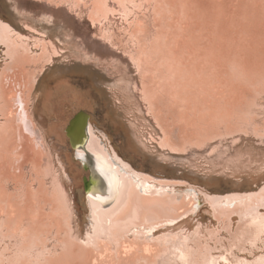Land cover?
<instances>
[{
  "label": "bare ground",
  "instance_id": "bare-ground-1",
  "mask_svg": "<svg viewBox=\"0 0 264 264\" xmlns=\"http://www.w3.org/2000/svg\"><path fill=\"white\" fill-rule=\"evenodd\" d=\"M47 1H48L47 3H49L51 7L52 4L54 5L53 2L56 0H47ZM78 1L83 2L84 0H78ZM177 1H176L177 3L175 2L176 6L174 5L175 7H173L174 9H176V13L179 10L181 5H184V7L187 9V7L185 6L187 5V3L186 4L182 3V0H177ZM184 1H187V0H184ZM194 1H195V4H200L203 7L202 8L200 6V8H202L201 10H199L200 8L198 7L199 9H196L198 10V12H195V13L201 14L203 16V19L207 18L208 21L207 20L205 21L204 27L205 26L207 27L203 29L201 28L203 25L200 24L202 22L200 23L194 22L196 23L197 28L195 24L193 25L191 23L197 29V30H194L193 35L195 32H199L200 29L202 31L207 29L208 30L207 32H215L216 29H218L216 28V25L218 26L217 23L221 24L225 28L226 27L229 28V26L232 25L231 24L232 20L229 18H227L229 20H227L226 18L225 20V19H221L222 17L221 18L219 17L216 25L213 22L211 23L208 19V17L212 15L211 18L214 20L213 18V16L215 15L214 13L215 12L218 13L220 9V12H224L223 15L230 14L229 15L230 18L233 16V18L235 17L234 19L237 20L236 23H235L236 20L235 21L233 20V22L235 23L234 24L235 28L233 29L239 30V31L236 30L234 32L235 34H233L232 32L234 31L233 29H231L232 30L231 31L230 29L225 30L224 28V30L222 29L223 31L220 32L221 34L220 37L224 39V42L225 40L226 41L228 40L230 42L233 41L231 46L233 45L232 47L235 48L237 51L239 46L237 45L238 47L236 48L234 44L240 43L239 41L241 40L243 41L242 38H245L244 36H247V34L249 36V33L251 32L249 31L250 27L248 29V27L246 26L249 24L244 25V23H241V20H243L244 15H246L245 9L248 7H251L252 6L251 4H253V2H251V0H238L237 4H235L236 2L233 1L235 2L234 3L235 5L232 3L231 5L230 4V2H232L231 0H194ZM12 2H13V7L16 10V12L23 14V11H21L18 5V0H12ZM60 2H62V0ZM85 2L87 5L86 7L90 14L89 16L94 21L101 24L100 25V30H101L103 29V25H105V22H106L107 10H116V12L117 10H121L123 12V15H126L128 17L132 13V11L135 10V7L140 6L139 2H141V0H139V2L136 1L132 3L130 2L128 3L125 0H86ZM255 4H257V2ZM75 5H78V4L76 3ZM218 5H220V8ZM256 6H258V4ZM84 8H85V5H84ZM261 8H263L262 5H261ZM217 9L218 11H215ZM64 10H66L65 7H64ZM180 11L181 9L178 12L180 13ZM105 12H106V15H105ZM179 13L178 15H180ZM250 13L248 15H251L250 17H252L253 14H250ZM252 13L254 12L252 11ZM257 13L259 12H256L255 14ZM193 14L189 13L191 17L194 16ZM198 15L196 16L198 17ZM186 17L189 18L188 15H186ZM200 17H199V20H200ZM54 18H55V12H51V13H44L41 19L40 20L38 19V20L43 21V22L48 21L50 23L51 21L54 20ZM181 18H182L181 20H183V17ZM195 19L198 20V18H195ZM190 21L188 22L184 21V22L187 23V25H185L186 28L189 27L190 29H192V25L190 24ZM245 23H248V22L245 21ZM261 24L262 23H260V26ZM27 26L30 29H35L34 26H31L29 23H27ZM218 27H220V25ZM201 30L199 32V35H201ZM134 31L136 32V28L134 29ZM134 31H132V35L130 33L131 37L133 36ZM204 32L205 31L202 32L203 35H205L204 37L202 36L200 38L199 35L198 37L200 40L202 39L201 41H203V38L206 39V36H209L208 43L207 41H204L203 47L204 46L206 48L212 47V51L211 49L210 50L205 49V47L203 48L204 49L203 51L199 50V48L202 49V47L200 46L199 47L196 46L198 47V49H196L194 39L196 40L197 36L195 35H194L195 36L194 39L192 37L189 38L190 40L188 42L190 43L188 46L183 45L182 42L180 43V40L178 39L177 44L180 47H178L176 50H178V52H181L179 50L185 47L186 48L188 47L191 50H197V51H194V54L192 51H191L192 54L189 51V56L196 55L195 57H201L200 55H205L204 54L205 51L206 53L207 51H209V54L211 52L212 55H214V57H216L218 53L221 57L220 52H223V51H219V50L221 48L224 49L223 46L226 47L227 45L226 43H229V42L223 43L221 41L225 45L221 44L223 46L220 49L218 48V46L217 48L215 47L216 51L217 49L219 51V52H216L214 50L215 48H213L214 45L209 46V47H207V45L209 44L210 41L213 44L214 41L212 40L217 39L219 34L216 36L214 34L213 37L215 38L212 39L213 38L211 36L212 33L207 34L206 32L205 33ZM151 33H152V28L149 26L148 34L150 35ZM215 33H218V31H216ZM110 35L108 34L107 38L112 37ZM185 36H183L184 40H185ZM255 36L257 37L258 35H255ZM141 37L143 38V36ZM147 37L149 39V36ZM132 38H136V37L133 36ZM170 38L175 39V38H179V36H176L174 38L170 37ZM109 39L107 41H109ZM219 39L217 40L219 41ZM253 39L254 38H252V40ZM61 40H63V38ZM132 40L133 39H131V42H130L131 44L135 42V41L132 42ZM137 40L135 44H137ZM146 40L147 38L145 39V41ZM200 40H198V42H200ZM245 40L247 41L245 42ZM245 40L244 42L247 43L248 39H245ZM127 41L128 39L126 40V42ZM181 41L183 40L181 39ZM242 41H241V44H242ZM0 42L4 46L3 48H4V56H5L4 62L2 63L1 70H0V214H1L0 232L4 231L6 233L5 235L6 237L8 236L11 238L12 237L16 238L15 243L18 242L19 238H24L25 242L23 244H20V249L22 251H29L33 253L35 256V260H37L40 264H46L47 262L49 264H67L66 262L68 259L73 260L75 264H264V211L261 210L264 206V183L260 186H257V188L255 189L246 188L245 192L238 191L237 193H231L227 195H217V194L211 195L210 193H208V191L204 192V189H200V191L205 195L206 199L209 201L212 207V210H213L212 213L217 218L219 224H221L222 228H224L228 232L229 236L226 237L227 241H225V236H222V231L219 230L218 228L217 229L207 228L206 231L204 232V230L201 228L200 225H198V227L193 232H185V231L180 230L175 233L169 232V233L162 234L156 237L152 235L149 236L148 232L145 230L146 228L148 229V231H151L153 228L157 227L158 225L163 224V223L165 224V222L178 218L182 214L191 210L193 206H190L189 204L191 202L193 203L194 201L193 198L189 197L188 194H186V192L182 194L181 199L178 198L179 194H176L175 192L170 193L167 187L174 186L177 183L179 184V182L176 181V179L171 180L167 178H161L149 172L140 171L135 168L133 169V166L131 164L123 161L124 159H122V157L121 158L119 157L118 151L111 144V142H107V140H104L105 143L103 144V140H102L103 137L97 133L95 127L93 126L91 122L87 130V137L85 139L84 144L78 145L76 150L72 149L73 154L72 155H70L69 153L66 154L67 158L66 160H63L59 155L60 153L56 154V149L53 146L55 143L53 144L51 140L56 137L58 141L63 142L65 144L67 143V138H66L64 129L66 128L65 126H66L67 118L70 115V112L72 111L71 107L68 104V102H71V100L69 98L68 99L60 98L62 96L56 97L55 95L57 93L54 95L53 91L50 88H45L44 89L45 91L43 92L42 97H40L41 98L40 104L37 105L35 102V98H36L35 91H36V88L39 84L41 77L43 76L47 66L53 64L55 60V56L61 52L59 49L58 43L54 39L49 38L48 36L23 35L19 31L17 32L11 26V24L5 22V19H3L1 16H0ZM66 42L67 44H70L74 47L78 55L77 57H79L83 61H89V62L98 61L99 62V58L97 56L91 55L88 51L84 49V47L81 48L75 39L69 38L68 41ZM109 42L112 43L114 41L110 40ZM131 44L130 46H127V45L126 46L127 48L131 47L128 52L129 57H130L129 59L132 61V64L135 65L137 71L139 72L140 83L138 81L134 83L133 86H130L129 84H127L126 92L130 93L131 89H134V90L136 89L143 103L146 104L148 112L153 116V120L155 119L158 122V125L162 127L164 134L163 136H161L160 140L158 141L159 144L162 147L169 146L173 149H178V148H182L187 143H190V142L192 143L193 142L192 140H196L199 137H201V136H198V133H196L197 131L196 128H193L195 129V132L189 129L188 120L182 121L179 117H176V119H179L182 123L180 124V121H179L180 126L179 127L177 126L178 127L177 130L169 127V125L167 124L168 117H167L166 112L168 109L170 110V108L171 107L173 108L175 105L173 104L174 102H172L170 98V95H171L169 93L170 86H168L165 83L163 87V91L159 92L156 86L158 82L155 80L156 78L155 75L153 74L150 75L149 73L151 71L150 70L151 68L149 69V67L151 66H148V63H149L148 58L150 56V52H155V51L150 49V47L148 51H144V49L141 50V48L139 47L137 49V47L134 46L135 44L133 46H131ZM202 44L203 43H201L200 45L202 46ZM139 45L140 47L143 46L142 43L138 44V46ZM243 45L244 44H242L241 46L243 47ZM229 46L230 45L228 44V48L226 47V49L224 50L225 55L223 54L221 57L223 61L224 60L226 61L223 62L217 56L218 58L217 60L222 61L219 65V70L217 71L218 72L217 74L221 75L222 77L219 76L221 78L219 80L216 78V80L220 82L222 81L223 77L225 78V75H226L227 80L228 78H232L235 76L234 75L235 72H233V70L231 72L227 63L229 62L230 64V61H232L231 57H233L232 54L233 53L235 54L236 51L234 50L233 52L232 48L230 49ZM246 47L247 46H245V48ZM67 48H70V46ZM241 48H239V50ZM245 48H242V50H244ZM147 49L148 48H146V50ZM227 49L231 50V52L233 53H231ZM247 49L249 52L251 49L252 50L255 49L259 51L258 48H252L251 46L250 48L247 47ZM214 51L217 54L214 53ZM225 51H227V53ZM196 52L198 54H195ZM228 52L231 54V56L228 54ZM185 53L183 51L184 60H185L183 64L185 65V67L191 69L193 75L196 73H199L200 72L199 68L202 65L200 64V67L198 68L196 66L198 63L196 65L193 64V61L190 60V58L192 59V57L187 58L188 55H186L187 57H185ZM252 53L254 54V51L251 52L252 56L248 54V57L247 55L243 53L246 56L245 58H243V54L242 56L241 54L238 56H241L239 58H243L244 61L246 60L245 64L247 65V62H248V64L250 65V68L253 66L254 67L253 70H255L256 68L255 64L258 63L257 65H259V62H256L258 60L253 62L254 56ZM161 54H163L162 59L164 60V57L166 58V56L168 55L166 48L162 47ZM186 54H188V52ZM226 54H228L227 59L225 58ZM175 55L177 54L175 53ZM236 55L234 56L235 59L238 57ZM210 57L213 58V56L211 55ZM234 57H233V60H234ZM181 58H178V59L180 60ZM178 59H176V61ZM159 60L161 61V58ZM163 60H162V63H164ZM181 61L183 62V60ZM235 61L236 60H234V62H231L232 64L230 65H235L234 67H236V63L239 61H236V62ZM252 62L255 63L254 64L255 66L252 64ZM115 64L116 62H114L112 65H114V67H117L115 66ZM162 66H163V76L164 78H166V76H168L167 74L169 73V69H168L169 67H167L165 64ZM211 67L212 65L210 67L208 65H203L202 70L210 74V72L212 71ZM238 67L240 66H237V68ZM258 68H256L257 71L261 70L262 72V69L261 68L258 69ZM156 69H157V66H156ZM183 69L178 70V75L181 77L183 74L181 71H183ZM213 69L215 70V67ZM155 72L156 71H154V73ZM16 73L20 74V76H18V78H20L18 81H16L18 79L17 77H15ZM203 74L204 73H202V75ZM250 75H251V72H250ZM261 75H263V73ZM179 76H176V77L180 78ZM38 79L39 81L37 83ZM244 79L246 81V78ZM244 79L242 80L241 78L240 80L244 81ZM225 80L223 79V81ZM247 80L249 81V79ZM255 80H256L255 81L256 83L257 76ZM184 81L182 82L184 83ZM252 82H253V79H252ZM179 83H180V80H179ZM202 83L206 84V81L202 80ZM60 85L61 84H59V86ZM255 85H257V83ZM18 86H19V89H17ZM222 86L223 85L221 86L219 85L218 89H220ZM249 86H252V85H249ZM202 87H203V84H202ZM223 88L225 89V87ZM206 90H207L206 92L208 93L211 91L208 88H206ZM212 92H213V87H212ZM243 92H245V90ZM63 93L64 94L67 93L66 89ZM179 94L180 93H178V95ZM244 95H247V93H245ZM71 96L73 98L72 103L75 106L80 103V100L76 97L75 94H71L70 97ZM236 97L235 96L231 97L236 102L234 103V106L235 107L241 106V102L240 104L237 103V99L239 98L240 100L242 97L241 96L239 97L236 96ZM208 98L209 96L207 97V99ZM215 100L216 98L213 101ZM241 100H243V98ZM242 103H245V102L243 101ZM231 104H233V101ZM255 104L256 103H254V106ZM251 105L248 103L246 106H244V108L247 109V113L245 114V118L248 121L247 125H250V126L260 125V127L263 126V130H261L262 133L258 132L261 135H263L264 134V121L259 120L254 117L255 114L251 108ZM190 107L192 106L190 105ZM211 109L213 111L212 106H211ZM224 109L225 108H223V110ZM37 113H39L41 119L38 118ZM222 113H224V111ZM197 114H194V115L197 116ZM203 114H205V111ZM225 114H227V112ZM186 115L188 116V113ZM217 116L219 117L223 116V119H225L224 114L223 115L217 114ZM242 116L244 117V114H242ZM230 117L228 115V118ZM198 118H200V116ZM201 118H205V117L202 116ZM228 118L226 117V120H229ZM241 118L242 117H240V119ZM219 122H221L220 119H219ZM229 122L230 120L228 121V124ZM131 123L135 125L136 122L135 123L131 122ZM223 123L225 124L226 121H223ZM223 123L221 124L223 125ZM227 125L225 126V128L227 127ZM201 126H202V123H201ZM207 126H208V123H207ZM198 127H200V125H198ZM253 127H257V126H253ZM137 130L139 132V135L138 134L137 135H138L140 142L147 148L148 145L144 140V138H146L144 131L143 132L139 131V126ZM197 132H200L199 129ZM256 132L257 130H255V133ZM150 133L152 135V132ZM102 134L105 137H107V139H109L106 133H102ZM208 135H211V134H208ZM206 138H207V135H206ZM72 156L74 158H72ZM74 159L80 160L81 161L80 164L82 165V167L83 165H88L90 167V170H88V175L90 173L92 174V184H91L92 186L89 189V191L86 192L87 205L89 209V218H91L90 223H92V226L88 227L89 231L86 233L82 232L81 227L79 225H77L76 228L72 226V223H73L72 220L74 219V210H73V205L71 203V195L68 192L69 190H67L68 188H66V184H67L66 179L74 180V183L79 185L80 184L79 177L81 174L80 164H79L80 166L76 165L77 168L73 167ZM8 180H14L15 186L12 188H9ZM189 188H191V186ZM187 198H189V200H187ZM234 214H236L237 215L236 217H238L237 226H235L236 227L235 229H234V224H233ZM23 224H25V228H23V231H20L21 230L20 225H23ZM32 231L37 232V234L39 235L44 234L47 239L53 240V243L52 244L38 243L37 238L33 235ZM212 241H214V243H212ZM51 248H55L57 251L58 250L60 251L58 257H55V255L54 257L48 256L49 253L51 252ZM2 264H5V263L3 262Z\"/></svg>",
  "mask_w": 264,
  "mask_h": 264
},
{
  "label": "rangeland",
  "instance_id": "rangeland-1",
  "mask_svg": "<svg viewBox=\"0 0 264 264\" xmlns=\"http://www.w3.org/2000/svg\"><path fill=\"white\" fill-rule=\"evenodd\" d=\"M60 1L61 0L54 1L53 2L54 5L52 4L50 7L49 3H47L48 2L47 0H18V5H19L21 11H23V14H20V13H17L16 10L14 9L12 0H0V16L3 19H5V22L11 24V26L17 32L19 31L23 35H27V36H48L49 38L54 39L59 45V49L61 52L55 56V60H54L53 64L47 66L43 76L41 77V79L39 78L40 81H39V79L37 80V83L39 81V84H38L36 91H35V96H36L35 102H36V104L37 105L40 104V101H41L40 97H42V94L45 91L44 90L45 88H50L53 91L54 95L57 93L55 95L56 97L62 96L60 98H64V99L69 98L71 100V102H68V104L71 107L72 111L70 112V115L67 118L66 126H67L69 120L74 116V114L76 112H78L81 109L88 111L89 113H91L90 122L95 127L97 133L103 137V139H102L103 144L105 143L104 140H107V142H111V144L118 151L119 157L120 158L122 157V159H124L123 161L131 164L133 166V169L135 168V169H138L140 171L149 172V173L154 174V175L161 177V178H167V179H171V180L176 179V181H178L179 184L177 183L174 186L167 187V189L170 191V193L175 192L176 194H179L178 198L181 199L182 194L186 192V194H188L189 197L193 198V200H194V201L192 200L193 203L191 202L189 204L190 206H193L191 208V210L182 214L178 218H175L171 221L165 222V224L163 223V224L158 225L157 227L153 228L151 231H148V229L146 228L145 230L148 232L149 236L152 235V236L156 237V236L166 234L169 232L175 233V232H178L180 230L185 231V232H193L198 227V225H200L201 228L204 230V232L206 231L207 228H209V229H212V228L217 229L218 228L219 230L222 231V236H225V241H227L226 237L229 236L228 232L224 228H222L221 224H219L217 218L212 213L213 210H212V207H211L209 201L206 199L205 195L200 191V189H204V192L208 191V193H210L211 195H215V194L227 195V194H231V193H237L238 191L245 192L246 188H254L255 189V188H257V186H260L264 183V134L261 135L260 133H258V132H261V130H263V126L260 127V125H251V126L247 125L248 121L245 118V114L247 113V109L244 108V106H246L248 103L250 105L252 103L251 108L254 111V114H255L254 117L259 119V120L264 121V90H263L264 89V68H262V67H264V34H263L264 33V25H263L264 24V15H263L264 14V10H263L264 9V5H263L264 0L263 1L262 0H258V1L257 0H251V2H253V4H251L253 7L252 6L251 7L247 6L248 8L245 7L246 8L245 9L246 15H244V17L245 16L246 17L245 18L243 17V20H241V23H244V25L249 24L246 26L248 27V29L250 27L249 31H251V32L249 33V36L247 34V36H244L245 38H242L243 41L240 39L242 41V44H244V45L246 44L245 46H247L248 48H250V46H251L252 48H258L259 49V51L255 50V49L254 50L251 49L252 51H254V54L252 53L254 56L253 62H255L256 60H258L256 62H259V65H257L258 63L255 64L253 62H252V64L253 65L255 64L256 66L255 65L254 66L256 68H258V67L261 68L262 72H261V70L257 71L256 68H255V70H253V68H254L253 66L250 68V65L248 64V62H247V65L245 64L246 60L244 61L243 58L246 57L245 55H247V57H248V54L250 56H252L251 55L252 51L250 50V52H249L247 47L245 48L244 45L242 47L241 41H239L240 43H237V44H234L235 42L233 43L236 46V48L239 46L237 49L238 52L240 50L242 51V52L240 51L238 53L236 51V49L232 47L233 45L231 46L233 41L230 42L228 40L227 41L225 40V42H224V39L222 37H220V35H221L220 32L223 31L225 27H223L221 24L217 23L218 18L222 17L221 19H225V18L231 19L232 25L229 26V28H227V27L225 28V30H229V29L231 30V29L235 28L234 24L237 22V20L234 19L235 17L233 18V16H232L230 18V16H229L230 14L223 15L224 12H220V9H219V11H218V9L215 10V11H218L219 14L216 12L214 13L215 14L213 16L214 20L211 18L212 15L209 16L210 18L208 17V19L211 23L213 22L215 25H216V23L218 24V26L220 25V27H218L216 25V28L219 29V30L216 29V31H218V33H215L216 31L215 32H207L208 31L207 29L203 30V31H205L207 34L212 33L211 34L212 37L214 36V34H215V36L219 34L218 38L217 37L216 38L219 39V37H220V39H219V41L217 39L212 40L215 42V44H214V42L212 44V42L210 41L209 42L210 45L208 44L207 47L214 45L213 48H215V47L217 48V46H218V48L220 49L223 45H225L223 43L229 42V43H226L227 44L226 47L228 48V44H229L230 49L232 48L233 52H234V50L236 51V53L234 54L233 52H231V50L227 49L231 53H233L232 54L233 57L237 53L238 54L236 56H238L240 54L242 56L243 53L245 54V55L243 54V58H239L241 56H238L235 59V57H234V60L239 61L236 63V67H234L235 65H230V64H232L231 62H234L233 57H231L232 61H230V64H229V62L227 64H228V67L231 70V72H232V70H233V72H235L234 73L235 76L232 75L234 77L228 78V80H227L226 75H225V78L223 77L221 82L217 81L216 78L218 80L221 79L219 77L221 75L217 74L218 73L217 71L219 70L220 63L223 61V59L221 57L224 54V50L226 49L225 46H223L224 49L221 48L219 50V51H223V52H220L221 57H220L219 53H218V55H216L217 54L216 52H219L218 49L216 51V48L214 49L216 51V52L214 51V53H216L215 54L216 57H214V55H212L211 52L209 54V51H207L208 54L205 51V53H204L205 55H200L201 57H195L196 55L189 56V51L191 54H192V52L194 54V51H197V50H191L188 47L187 48L185 47L183 49L180 48L181 50H179V51H181V52H178V50H176L178 47H180L177 44L178 39L180 40V43L182 42L183 45L188 46L190 43V42H188L190 40L189 38L192 37L194 39V37L197 36L196 40L194 39L195 47L196 46L202 47V49L199 48V50H202V51L204 50L203 48L205 47V46L203 47L204 41H207V43L209 41V36H206V39L203 38V41H201L202 39L201 40L199 39L198 35H199V32L201 29L199 30V32L194 33L195 36L193 35L194 30H197L196 29L197 28V26H196L197 22L198 23L202 22V23H200L201 25H203L201 27L202 29L207 27V26L204 27L205 21L207 20V18H204L205 19L204 20L203 16L201 14L195 13V12H198V10H196V9H199L201 5L195 4L194 0H190V1L189 0H187V1L182 0V3H184V4L187 3V5H185L187 7V9L184 7V5H181L179 8V10L181 9L180 13L178 12L179 10L176 13V9L173 8L176 6V3L178 2L177 0H141V2H139V0H125L128 3L138 1L140 3V6L135 7V10H133L132 13L128 17L126 15H123V12L121 10H117V12H116V10H107V15L105 12V15L107 17L106 22H105V25H103L104 30L103 29L100 30L101 24L94 21L89 16L90 14H89V11L86 7L87 6L86 2H85L86 0H84L83 2L78 1V0H76V2H75V0H62V2H60ZM231 1L232 2H230V4L231 3L234 4L235 2H236L235 4L238 3V0L237 1L231 0ZM233 1H235V2H233ZM256 2L258 4V6H260V7L256 6L257 5V4H255ZM76 3L78 5L79 4L80 5L79 6L75 5ZM146 4H148V5H146ZM254 4H255V6H254ZM84 5H85V8H84ZM197 5H199V6H197ZM261 5L263 8H261ZM81 6H82V8H81ZM218 6L220 8V5H218ZM64 7L66 10H64ZM202 8H200L199 10H201ZM189 9H191V10H189ZM252 11L254 13H252ZM51 12H55V18L53 21H51L50 23L48 21H46V22L39 21L41 19V17L44 15V13H51ZM248 12L249 13L251 12L250 14H253L252 17H250L251 15H248L249 14ZM256 12H259V13L255 14ZM178 13L180 15H178ZM185 13H187V14H185ZM189 13H192V14L194 13L193 14L194 16L191 17L189 15ZM216 14H217V16H216ZM186 15H188L189 18H187ZM196 15H198V17ZM200 15H201V17H200ZM25 16H26V18H25ZM181 17H183V20H181L182 19ZM199 17H200V20H199ZM195 18H198V20ZM215 19H216V21H215ZM229 19H227V20H229ZM247 19H249V20H247ZM233 20L234 21L236 20L235 23L233 22ZM137 21L140 23H138ZM184 21H187V22L190 21V24L191 23L193 25L195 24L196 28L192 24L191 25H192L193 31L189 27L186 28L185 25H187V23H185ZM245 21L248 23H245ZM194 22H196V23H194ZM27 23H29L31 26H34V28L37 29L38 31L35 29H30L27 26ZM173 23H175V24H173ZM260 23H262L261 26H260ZM149 26L152 28V33L150 35L148 34L149 33ZM132 27H134V28H132ZM135 28H136V32L134 31ZM251 28H253V29H251ZM189 29L192 31V33ZM174 30H175V32H174ZM188 30L190 33L188 32ZM236 30L237 29H235L234 31H232V30L231 31L233 32V34H235L234 32ZM129 31H131V32H129ZM132 31H134L133 36L136 37L138 40L136 38H132L133 36L132 37L130 36V33L132 35ZM203 31L201 30V35H199L200 38L202 36L203 37L205 36L202 33ZM237 31H239V30H237ZM103 32H105V33H103ZM67 33H69V34H67ZM257 33H259V34H257ZM103 34L104 35L106 34V35L104 36ZM108 34L109 35L111 34L110 36H112V37H109L110 39L107 38ZM254 34L258 35V36L256 37ZM69 35H70V37H69ZM139 36L140 37L143 36V38L142 37L140 38ZM147 36H149V39ZM176 36H179V38H175V39L170 38V37L174 38ZM183 36H185L186 42H185ZM259 36H261V37H259ZM144 37H145V39L147 38L146 41H145ZM62 38L64 41L61 40ZM67 38L68 39L69 38L75 39L81 48L84 47V49L86 51H88L91 55L97 56L99 58V62L98 61L97 62L90 61L91 62L90 63L89 61H83L82 59L77 57L78 55H77L74 47L70 44H67V42H66V41H68ZM129 38H130V40H129ZM167 38H169V39H167ZM214 38L215 37H213L212 39H214ZM252 38H254L256 41L254 39L252 40ZM104 39H105V41H104ZM108 39H109V41L110 40L114 41V42H112L113 44L110 43L109 41H107ZM127 39H128V41L126 42ZM131 39H133L132 42L135 41L133 44L130 43ZM135 39L137 40V44H135L136 43ZM181 39L183 41H181ZM245 39H248L247 43H245L247 41ZM198 40H200V42H198ZM244 40H245V42H244ZM124 42H125V44H124ZM128 42H129V44H128ZM140 43H142L144 48H143V46L142 47H140V45L138 46V44H140ZM145 43L147 45L149 44L150 46L149 45L147 46ZM201 43H203L202 46L200 45ZM130 44H131V46H133L135 44L134 46L137 47V49L139 47V48H141V50L144 49V51H148L149 47H150V49H152L156 52V53L150 52L151 58L149 56L148 62L150 64L148 63V66H151V67H149V69L151 68L150 69L151 71L149 70L150 71L149 73H150V75H152V74L155 75V77H156L155 80L158 82L156 84V86H157L159 92L163 91V87H164L165 83L168 86H170L169 87V90H170L169 93L171 94L170 98H171V101L174 102L173 104L175 106L173 108L171 107L170 110L168 109L166 112L167 117H168L167 124L169 125V127L177 130V128L182 123L179 119H176V117H179L182 121L188 120L189 129H191L192 131L195 132V129H193V128H196L197 131L199 129L200 132L196 131V133H198V136H201L202 138L199 137L196 140H192L193 141L192 143L191 142L187 143L182 148H178V149H173L169 146L162 147L159 144L158 141L160 140L161 136H163V134H164L162 127H160V125H158V122L155 119L153 120V116L148 112L146 104L143 103V101H142L141 97L139 96V93L136 89L135 90L131 89L130 93L126 92V85L127 84H129L130 86H133V84L138 82V81L140 83L139 72L137 71L135 65L132 64V61L129 59L130 57H129L128 52H129L131 47L127 48V46H130ZM221 44H223V45H221ZM68 45L70 46V48H67V47H69ZM155 45L156 46L159 45V46L156 47ZM3 47H4L3 44L0 42V70H1V65L5 59ZM162 47L166 48V51L168 53L166 58L164 57V60L162 59L163 54H161ZM198 47H196V49H198ZM241 47L245 48V49L242 50ZM146 48H148V49L146 50ZM239 48H241V49L239 50ZM205 49H207V50L211 49V51H212V47H210V48L205 47ZM183 51H184V53L188 52V54L185 53V57H187L186 55H188L187 58L192 57V59L190 58V60L193 61V64L196 65L198 63L196 65L198 68L200 67V64L202 66L208 65L209 67L212 65V67H211L212 71L210 72V74L203 71L202 66H201L199 68L200 72L193 75L192 70L189 68H186L185 65L183 64L185 61ZM225 52L227 53V51H225ZM151 53H152V55H151ZM159 53L161 56L159 55ZM175 53L177 55H175ZM262 53H263V55H262ZM195 54H198V53L196 52ZM206 54L209 56H207ZM228 54L231 56V54L229 52H228ZM228 54H226V57L225 56H223V57H225L227 59ZM256 54H257V56H256ZM169 55H170V57H169ZM210 55L213 56V58L210 57ZM217 56L222 61L217 60L218 59ZM258 56L260 57V59ZM159 57L161 58V61L159 60L160 59ZM178 58H181V59L179 60ZM176 59H178V60L176 61ZM212 59L216 62H214ZM162 60L164 63H162ZM181 60H183V62ZM224 61H226V60H224ZM114 62H116L115 66H117V67H114V65H112ZM217 62H218V64H217ZM164 64L167 67H169L168 69H169L170 74L169 73L167 74L168 75V76H166L167 79L164 78V76H163V66L162 65H164ZM156 66H157V69H156ZM174 66H176L177 68ZM237 66H240V67L237 68ZM214 67H215V70L213 69ZM153 69H155V70H153ZM182 69H183V71H181V72L183 74L181 77L178 75V70H182ZM154 71H156V72L154 73ZM236 71H237V73H236ZM250 72H251V75H250ZM256 72H257V74H256ZM202 73H204V74L202 75ZM262 73H263V75H261ZM18 74L16 73L15 77L18 78V76H20V74L19 75ZM174 74H176V75H174ZM9 75H10V73H9ZM243 75H245V76H243ZM160 76H161V78H160ZM176 76H179L180 78H178ZM256 76H257V82H256L257 85H255L256 84L255 83ZM239 77H240V79L242 78V80L244 78H246V81L244 79L245 83H244V81L240 80ZM212 78H214V79H212ZM233 78H235V79H233ZM259 78H261L262 80ZM19 79L20 78H18L16 81H18ZM178 79L180 80V83H179ZM223 79L224 80L226 79V80L223 81ZM238 79H239V81H238ZM247 79H249L250 82ZM252 79H253V82H252ZM258 79L260 82L258 81ZM181 80L182 81L185 80L184 83ZM200 80H201V82H200ZM202 80L206 81V84L202 83ZM207 83H208V85H207ZM59 84H61V85L59 86ZM124 84H125V86H124ZM202 84H203L204 89L202 87ZM176 85H177V87H176ZM219 85L220 86L223 85V86L220 89H218ZM249 85H252L253 87L249 86ZM259 85H261V86H259ZM211 86L213 87V92H212ZM254 86H256V87H254ZM209 87H211V88H209ZM223 87H225V89ZM64 88L66 89V92H67L66 94L63 93L65 91ZM192 88L194 89V91ZM206 88L210 89L211 91L209 90L210 91L209 93L206 92L207 91ZM17 89H19V86ZM59 89H60V91L62 89H64V90H62L60 92ZM180 89L182 92L180 91ZM191 89H192V91H191ZM172 90H174V91H172ZM195 90H196V92H195ZM242 90L243 91L245 90V92H243ZM246 90H247V92H246ZM251 91H252V93H251ZM69 93L75 94L76 97L80 100L81 104L78 101V103L80 105L77 104L75 106L72 103L73 98H72V96L70 97L71 94H69ZM124 93H125V95H124ZM178 93H180V94L178 95ZM245 93H247V95H244ZM64 96L65 97L67 96V97L65 98ZM192 96H193V98H192ZM208 96H209V98L207 99ZM213 96H214V98H213ZM234 96L235 97L241 96L243 98V100H241L242 98L240 100H239V98L237 99V103L240 104V102H241V106H238V107L234 106V103H236V102L233 98H231ZM210 98H211V100H210ZM215 98H216V100L213 101ZM252 98H253V100H252ZM202 99H203V101H202ZM193 101H195V102H193ZM232 101H233V104H231ZM243 101L245 103H242ZM254 103H256L255 106H254ZM190 105L192 107H190ZM209 105H210V107H209ZM200 106L203 108H201ZM211 106L213 108V111L211 109ZM216 108H217V110H216ZM223 108H225V109L223 110ZM178 110H179V112H178ZM188 111H190V112H188ZM195 111H196V113H195ZM201 111L203 113L205 111V114H203ZM214 111L216 113L218 112L217 114H220V115L224 114L225 119H223V116L222 117L217 116V114ZM223 111H224V113H222ZM225 111L227 112V114H225L226 113ZM187 113H188V116L186 115ZM194 114H197V116ZM242 114H244V117L242 116ZM177 115H179V116H177ZM198 115L200 116V118H198L199 117ZM201 115L205 118H201L202 117ZM214 115H215V117H214ZM228 115H229V117L230 116L231 117L228 118ZM239 115H240V117H242L241 119H240ZM37 116L39 119H41L39 113H37ZM185 117H186V119H185ZM195 117H197V118H195ZM226 117L230 120L229 124H228L229 120H226ZM246 117H247V115H246ZM211 118H213V119H211ZM218 118L220 119L221 122H219ZM244 118H245V120H244ZM215 119H217V120H215ZM176 120H178V121H176ZM175 121H176V123H175ZM179 121H180V124H179ZM223 121H226V123L224 124ZM131 122H133V123L136 122V123L134 125ZM201 123H202V126H201ZM207 123H208V126H207ZM221 123H223V125ZM198 125H200V127H198ZM226 125H227V127L225 128ZM232 125H233V127H232ZM138 126H139V131H142V132L144 131V133L146 135V138H144V140L148 145L147 148L140 142V140L138 138V135H139V132L137 130ZM253 126H257V127L259 126L258 127L259 129L257 127H253ZM234 128H236V129H234ZM206 130H207V132H206ZM255 130H257L256 133H255ZM64 131H65V129H64ZM150 132H152V135ZM201 132H203V133H201ZM102 133H106L107 136L109 137V139H107V137H105ZM199 133H200V135H199ZM208 134H211V135H208ZM65 135H66V133H65ZM206 135H207V138H206ZM66 138H67L66 144L58 141V139L56 137L51 140L53 144L55 143L53 146L56 149V154L60 153L59 155L63 160H66V158H67L66 154H68V153L70 155L73 154V150L70 147L69 139H68L67 135H66ZM72 158H74V157L72 156ZM80 162H81L80 160L74 159L73 167L77 168L76 165H79ZM80 169H81V174L79 177L80 184L77 185L74 183V180H69V179H66L67 184L66 183L65 184H66V188H68L67 190H69L68 192L71 195V203L73 205V210H74V219L72 220L73 221L72 226L74 228H76V226L79 225L81 227L82 232L86 233L89 231L88 227L92 226V223H90L91 218H89V209H88V205H87V198H86V193L84 190V183H83L84 177L88 176V170H85L84 167H82V165L80 166ZM70 182H72V183H70ZM69 183H70V185H69ZM14 186H15V181L14 180H8V187L12 188ZM190 186H191V188H189ZM187 200H189V198H187ZM261 210L264 211V206ZM0 216H1V214H0ZM233 216H234L233 224H234V229H235L236 228L235 226H237L238 217H236L237 216L236 214H234ZM235 217H236V219H235ZM20 227H21L20 231H23V228H25V224L20 225ZM32 233L37 238L38 243H41V244L42 243H46V244H52L53 243V240L47 239L44 234L39 235V234H37V232H34V231H32ZM131 234H132V232H131ZM3 235L5 236L6 233L4 231H1L0 232V237H1L0 238V264H2L3 262L5 264H40L37 260H35V256L33 253H31L29 251H22L20 249V244H23L25 242L24 238H19V239L17 238L18 242L15 243L16 238H13V237L11 238L8 236L4 237ZM212 243H214V241H212ZM12 250H14V251H12ZM59 252H60L59 250L57 251L55 248H51V252L49 253L48 256L54 257V255H55V257H58ZM10 253H11V255H10ZM55 253H57V254H55ZM44 263H46V262H44ZM66 263L67 264H75L74 261L71 259H68ZM46 264H49V263L47 262Z\"/></svg>",
  "mask_w": 264,
  "mask_h": 264
},
{
  "label": "water",
  "instance_id": "water-1",
  "mask_svg": "<svg viewBox=\"0 0 264 264\" xmlns=\"http://www.w3.org/2000/svg\"><path fill=\"white\" fill-rule=\"evenodd\" d=\"M91 113L81 109L74 114V116L69 120L65 133L68 136L69 144L71 149L76 150L78 145L84 144L87 137V130L90 124ZM85 170H90L88 165H83ZM85 193L89 191L92 184V174L90 173L87 177L83 179Z\"/></svg>",
  "mask_w": 264,
  "mask_h": 264
}]
</instances>
